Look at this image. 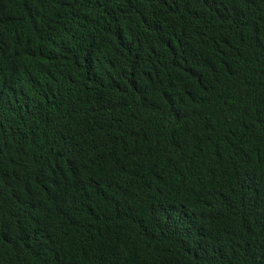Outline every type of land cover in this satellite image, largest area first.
<instances>
[{"label": "trees", "instance_id": "obj_1", "mask_svg": "<svg viewBox=\"0 0 264 264\" xmlns=\"http://www.w3.org/2000/svg\"><path fill=\"white\" fill-rule=\"evenodd\" d=\"M0 264H264V0H0Z\"/></svg>", "mask_w": 264, "mask_h": 264}]
</instances>
